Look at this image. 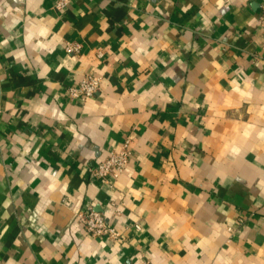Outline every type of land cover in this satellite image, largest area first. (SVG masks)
I'll return each mask as SVG.
<instances>
[{
	"label": "crops",
	"instance_id": "1",
	"mask_svg": "<svg viewBox=\"0 0 264 264\" xmlns=\"http://www.w3.org/2000/svg\"><path fill=\"white\" fill-rule=\"evenodd\" d=\"M59 1L0 0V264H264V0Z\"/></svg>",
	"mask_w": 264,
	"mask_h": 264
},
{
	"label": "built area",
	"instance_id": "2",
	"mask_svg": "<svg viewBox=\"0 0 264 264\" xmlns=\"http://www.w3.org/2000/svg\"><path fill=\"white\" fill-rule=\"evenodd\" d=\"M66 0H60L57 7L60 8L65 4ZM258 23L262 31V39L264 44V4L261 6V12L258 16ZM81 46L78 43L66 42L65 50L72 54L80 52ZM97 55L100 57L101 52ZM100 77L95 75H85L79 81L76 87L69 91L70 97L86 98L94 95L100 86ZM130 158L129 140L126 139L118 150H111L101 160H99L92 169L93 176L100 178L103 182L111 185L114 180L120 176L128 165ZM74 219L79 223L90 235L95 237L108 236L116 238L119 236L117 229L109 225L103 214L93 209L79 210L74 214ZM139 228V225H135Z\"/></svg>",
	"mask_w": 264,
	"mask_h": 264
}]
</instances>
